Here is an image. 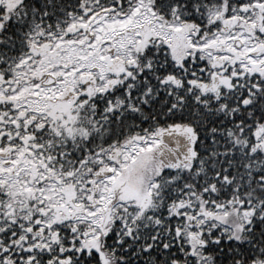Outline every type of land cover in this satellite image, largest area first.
Masks as SVG:
<instances>
[{
	"label": "snow or ice",
	"instance_id": "1",
	"mask_svg": "<svg viewBox=\"0 0 264 264\" xmlns=\"http://www.w3.org/2000/svg\"><path fill=\"white\" fill-rule=\"evenodd\" d=\"M0 264H264V0H0Z\"/></svg>",
	"mask_w": 264,
	"mask_h": 264
}]
</instances>
